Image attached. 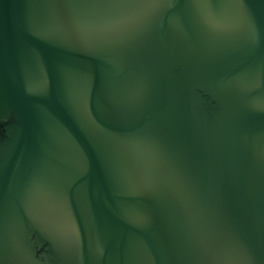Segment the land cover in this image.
<instances>
[{"label":"water","instance_id":"water-1","mask_svg":"<svg viewBox=\"0 0 264 264\" xmlns=\"http://www.w3.org/2000/svg\"><path fill=\"white\" fill-rule=\"evenodd\" d=\"M0 264H264V0H0Z\"/></svg>","mask_w":264,"mask_h":264}]
</instances>
